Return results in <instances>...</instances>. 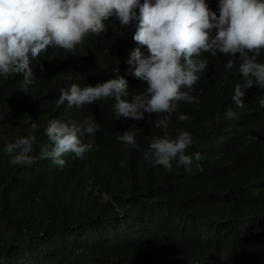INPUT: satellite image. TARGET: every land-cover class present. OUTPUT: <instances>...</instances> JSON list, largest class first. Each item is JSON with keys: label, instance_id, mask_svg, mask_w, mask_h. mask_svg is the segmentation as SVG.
Here are the masks:
<instances>
[{"label": "trees", "instance_id": "obj_1", "mask_svg": "<svg viewBox=\"0 0 264 264\" xmlns=\"http://www.w3.org/2000/svg\"><path fill=\"white\" fill-rule=\"evenodd\" d=\"M206 2L219 15V0ZM105 23L106 33L89 34L75 51L43 52L44 71L32 63L37 78L27 93L22 74L0 76V264H264V89H246L238 108V65L229 71L230 57L203 54L209 65L193 91L201 103L179 102L168 126L173 138L190 132L188 154L201 159L188 167L173 161L171 172L153 166L143 152L164 133L151 124L168 114L115 120L112 99L55 104L72 83L95 85L117 67L129 85L124 99L143 91L127 63L138 21ZM257 59L264 62V52ZM229 108L235 118H225ZM181 113L190 119L179 121ZM90 114L100 130L83 159L69 155L63 169L38 159L52 119ZM133 125L137 147L117 139ZM29 135L36 161L12 165L5 146Z\"/></svg>", "mask_w": 264, "mask_h": 264}, {"label": "clouds", "instance_id": "obj_2", "mask_svg": "<svg viewBox=\"0 0 264 264\" xmlns=\"http://www.w3.org/2000/svg\"><path fill=\"white\" fill-rule=\"evenodd\" d=\"M219 9L218 15L206 0H0V76L7 79L22 74L27 93L37 78L31 65L35 62L43 72L39 59L50 46L75 51L89 34L106 33L105 22L112 17L120 27L138 21L132 37L138 46L130 52L127 63L129 74L145 83L143 91L131 93V102L124 99L130 95L129 85L117 67L111 79L95 85L72 83L61 90L55 104L83 108L112 99L115 120L139 121L146 114H168L152 122L164 134L152 137L143 158L169 172L173 171V161L177 167H188L194 159H201L199 152L188 154L193 136L181 130L173 138L168 126L179 102L201 103L193 91L209 65L203 54L230 57L225 64L229 71L238 65L241 80L232 96L238 108L245 106L246 89L253 85L264 89V62L257 59L264 52V0H219ZM259 104L264 107V96ZM92 117L90 114L83 122L52 119L45 129L50 144L40 146L38 159L50 160L60 169L69 155L83 159L96 147L95 133L100 130ZM225 118H235L231 108ZM189 119L183 113L178 116L181 122ZM134 127L120 132L117 139L137 147ZM34 141L29 135L8 143L4 152L10 163L33 164L37 159L31 155Z\"/></svg>", "mask_w": 264, "mask_h": 264}]
</instances>
